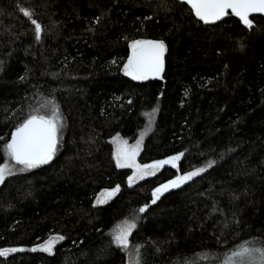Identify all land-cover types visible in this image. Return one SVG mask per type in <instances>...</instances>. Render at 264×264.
<instances>
[{
  "label": "trees",
  "instance_id": "trees-1",
  "mask_svg": "<svg viewBox=\"0 0 264 264\" xmlns=\"http://www.w3.org/2000/svg\"><path fill=\"white\" fill-rule=\"evenodd\" d=\"M18 6L42 25L39 42ZM250 19L205 26L176 0H0V149L42 98L63 117L53 160L0 184V248L23 249L0 264H126L110 231L136 215L129 241L145 264H221L264 241V18ZM133 40L165 43L161 77L124 75ZM153 108L138 164L183 155L130 186L110 140L141 137ZM200 167L151 204L155 187ZM53 236L52 254L31 251Z\"/></svg>",
  "mask_w": 264,
  "mask_h": 264
},
{
  "label": "snow or ice",
  "instance_id": "snow-or-ice-1",
  "mask_svg": "<svg viewBox=\"0 0 264 264\" xmlns=\"http://www.w3.org/2000/svg\"><path fill=\"white\" fill-rule=\"evenodd\" d=\"M180 3L190 6L198 21H203L205 24L221 20L222 17L229 15L230 10L231 15L238 17L240 23L251 29L253 21L249 18L250 14L264 13V0H180ZM18 9L35 26V39L39 42L42 25L32 18V13L27 8L18 6ZM128 47L130 52L122 68L124 75L130 76L133 80H146L150 75H160L163 71V58L166 51V45L163 41L133 40ZM156 111L157 109L153 108L151 113L145 114L148 123L145 130L140 134L141 138L150 130L152 117ZM62 128L63 117L60 115L59 105L55 98H42L38 102L37 108L33 109L23 122L15 127L11 133V139L7 140L0 149L6 157L5 163L0 164V183L17 172H27L52 161L58 150ZM112 142L116 145L113 158L117 168L130 167L134 169L133 175L128 177L130 186L134 180L154 176L156 170L165 165L177 169V162L183 155V153H178L166 159L154 160L150 164H138L136 156L141 139H138L133 145H129L126 140H118L116 137L113 138ZM9 161L14 163H9ZM214 163L215 161H209L207 166L211 167ZM205 170L204 167H200L177 174L173 179L155 187L151 192V204H155L165 192L181 187ZM103 191L106 193L104 199L98 197L96 203L102 204L111 199L119 191V185ZM148 207L149 204L147 203L140 206L138 213H145ZM139 218L136 215L130 219H125L110 231L109 245H114L127 253L130 258L129 264H145L141 246H131L129 241L130 234L137 228ZM56 239L63 240L64 237L58 236ZM54 243L55 241L50 238L45 240L43 244L33 247L31 251L39 249L42 252L52 254ZM17 251H23V249L0 248V257ZM200 258L207 259V256L201 255ZM223 264H264V241H245L236 246L235 250H231L230 254L225 256Z\"/></svg>",
  "mask_w": 264,
  "mask_h": 264
},
{
  "label": "rangeland",
  "instance_id": "rangeland-1",
  "mask_svg": "<svg viewBox=\"0 0 264 264\" xmlns=\"http://www.w3.org/2000/svg\"><path fill=\"white\" fill-rule=\"evenodd\" d=\"M24 16V15H23ZM25 17V16H24ZM27 18V17H26ZM114 137H116L118 140H126L127 142H128V144L129 145H133V144H135L136 143V141L138 140V139H141V144H140V148H139V151H138V154H137V156H136V162H137V159H138V156H139V154H140V151H141V147H142V138L141 137H138L136 140H134V141H129V140H127V139H125V138H123V137H121V136H119V135H116V136H114ZM113 137V138H114ZM113 138L110 140V142H111V145H112V148H113V151H114V149H115V147H116V145L112 142L113 141ZM114 159V158H113ZM114 162H115V165H116V161L114 160ZM9 163H14V162H11V161H9ZM138 163V162H137ZM150 164V163H149ZM18 167V166H17ZM124 168H129V169H131L132 170V173H131V175H133V172H134V169L133 168H130V167H124ZM161 169V168H160ZM160 169H157L156 170V172H155V174L160 170ZM130 175V176H131ZM148 177H151V176H146V177H144V179L145 178H148ZM141 180H143V179H138V180H134L133 181V183L131 184V185H133V184H135V183H137V182H139V181H141ZM127 183L129 184V182H128V180H127ZM1 184V183H0ZM170 190H173V189H170ZM105 195H106V193L105 192H103V193H101V194H99L98 196H97V198L99 197L100 199H104V197H105ZM97 198H96V201H97ZM96 201H95V205H101V203H96ZM102 204H104V203H102ZM57 237L56 236H53V237H51V239H53L54 241H55V243H54V247H55V245L60 241V240H58V239H56ZM50 239V238H49ZM48 239V240H49ZM53 247V248H54ZM36 251H40L39 249H37ZM40 252H42V251H40ZM230 254V253H229ZM129 256L127 255L126 256V264H129ZM224 261V260H223ZM223 261H222V263L221 264H223Z\"/></svg>",
  "mask_w": 264,
  "mask_h": 264
},
{
  "label": "water",
  "instance_id": "water-1",
  "mask_svg": "<svg viewBox=\"0 0 264 264\" xmlns=\"http://www.w3.org/2000/svg\"><path fill=\"white\" fill-rule=\"evenodd\" d=\"M176 1L180 2V0H176ZM186 5H187V4H186ZM187 6H188V5H187ZM188 7H189V9L191 10L190 6H188ZM191 12H192V10H191ZM229 13H231L230 10H229ZM192 14H193V16L195 17V15H194L193 12H192ZM251 17H263V18H264V13H251L250 16H249V18H251ZM225 18H226V16H225V17H222L221 20H219V21H215V22L208 23V24H205L203 21H199V22H201V23H202L203 25H205V26H212V25H216V24H218L219 22L223 21ZM236 18L238 19V17H236ZM195 19L198 20L196 17H195ZM238 20H239V19H238ZM163 59H164V58H163ZM163 71H164V66H163ZM163 71L160 73L159 76H151V75H150V76L148 77V79H146V80L157 79V78L161 77L162 74H163ZM11 133H12V132H11ZM9 139H11V134H10Z\"/></svg>",
  "mask_w": 264,
  "mask_h": 264
}]
</instances>
